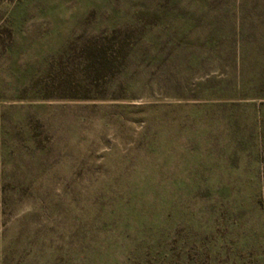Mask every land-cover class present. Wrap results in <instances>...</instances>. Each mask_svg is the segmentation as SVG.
I'll list each match as a JSON object with an SVG mask.
<instances>
[{
  "label": "rangeland",
  "instance_id": "rangeland-1",
  "mask_svg": "<svg viewBox=\"0 0 264 264\" xmlns=\"http://www.w3.org/2000/svg\"><path fill=\"white\" fill-rule=\"evenodd\" d=\"M0 264H264V0H0Z\"/></svg>",
  "mask_w": 264,
  "mask_h": 264
},
{
  "label": "trees",
  "instance_id": "trees-1",
  "mask_svg": "<svg viewBox=\"0 0 264 264\" xmlns=\"http://www.w3.org/2000/svg\"><path fill=\"white\" fill-rule=\"evenodd\" d=\"M92 59L93 62H96L99 65H106V63H108V59L105 55L104 51H99L97 54L92 55ZM104 224H107L106 222H104Z\"/></svg>",
  "mask_w": 264,
  "mask_h": 264
}]
</instances>
